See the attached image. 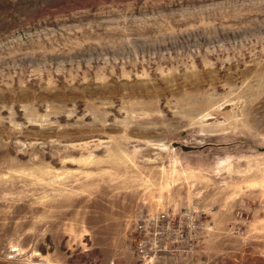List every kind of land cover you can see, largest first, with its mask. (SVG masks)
Returning a JSON list of instances; mask_svg holds the SVG:
<instances>
[{"label": "rangeland", "instance_id": "374dc122", "mask_svg": "<svg viewBox=\"0 0 264 264\" xmlns=\"http://www.w3.org/2000/svg\"><path fill=\"white\" fill-rule=\"evenodd\" d=\"M0 264H264V0H0Z\"/></svg>", "mask_w": 264, "mask_h": 264}, {"label": "built area", "instance_id": "2783aa9c", "mask_svg": "<svg viewBox=\"0 0 264 264\" xmlns=\"http://www.w3.org/2000/svg\"><path fill=\"white\" fill-rule=\"evenodd\" d=\"M167 218H168V215L164 212H161V213H157L154 215L144 216L142 219L145 220L146 223H151L154 226H157L159 224H164L165 225L164 230H165L167 228L166 223H168ZM138 228L140 231H143L144 225L140 224Z\"/></svg>", "mask_w": 264, "mask_h": 264}]
</instances>
